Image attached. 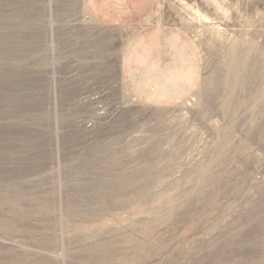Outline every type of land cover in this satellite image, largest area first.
Instances as JSON below:
<instances>
[{"label":"rangeland","instance_id":"1","mask_svg":"<svg viewBox=\"0 0 264 264\" xmlns=\"http://www.w3.org/2000/svg\"><path fill=\"white\" fill-rule=\"evenodd\" d=\"M109 1L0 0V264H264V0Z\"/></svg>","mask_w":264,"mask_h":264},{"label":"crops","instance_id":"2","mask_svg":"<svg viewBox=\"0 0 264 264\" xmlns=\"http://www.w3.org/2000/svg\"><path fill=\"white\" fill-rule=\"evenodd\" d=\"M110 3L111 1L109 0H88V5L95 11H101ZM141 46L145 47L146 45L142 44ZM166 47L175 48V56H177L178 59L173 60L172 66L178 71V77H181L184 80H189L193 76L192 59L186 54L184 47L179 44L178 40L172 37L170 38V36L166 37L165 43L155 44L153 48L150 50L148 49L145 53H141V50H136L135 53L140 64L147 65V68H145V74L136 77L139 78L142 83L146 81V79L149 80V82L151 81L150 83L154 82V85H152V88H150L148 92L144 91L148 99H152L156 96L162 97L166 93H173V88L178 85V81L171 75L164 72H161L158 76L156 74V71L160 70L157 64L159 61L157 58L163 54ZM129 56L130 57L127 61H129L134 55L131 53Z\"/></svg>","mask_w":264,"mask_h":264},{"label":"bare ground","instance_id":"3","mask_svg":"<svg viewBox=\"0 0 264 264\" xmlns=\"http://www.w3.org/2000/svg\"><path fill=\"white\" fill-rule=\"evenodd\" d=\"M196 14L199 16V17H203L204 15H202L199 11H196ZM198 18V17H197ZM5 42V41H4ZM238 43V42H237ZM15 44V43H14ZM233 45V44H232ZM231 51L234 53V56H236V50H235V47H233L232 49H231ZM249 51V50H248ZM32 52V51H31ZM244 54V53H243ZM233 55V54H232ZM246 55V54H245ZM244 58V57H243ZM246 58V57H245ZM246 61H247V59H243L242 61H240V64L242 63V64H244V65H246ZM248 64V63H247ZM250 65L251 64H249V66L247 65V67H250ZM227 70H230L229 72H231L232 73V75H230L229 73L227 74V75H230V82L233 80V82H234V80L236 79V75H235V68H233V65L232 64H229V65H227ZM246 67V66H245ZM231 76H233V78L231 77ZM243 149H245V148H243V147H241V151H243ZM210 184V183H209ZM2 194H4V193H2ZM11 195V194H10ZM1 204V203H0ZM42 209H45V210H48V205L47 204H43L42 205V207H41ZM18 209V208H17ZM15 229H16V227H15V225L13 224V223H9V224H7V225H0V232H2L3 231V233L6 231V232H14L15 231ZM13 264H19V263H13Z\"/></svg>","mask_w":264,"mask_h":264}]
</instances>
